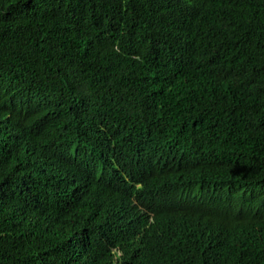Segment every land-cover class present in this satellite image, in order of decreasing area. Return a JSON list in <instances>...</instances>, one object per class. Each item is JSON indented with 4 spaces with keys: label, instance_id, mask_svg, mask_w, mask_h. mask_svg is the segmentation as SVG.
<instances>
[{
    "label": "trees",
    "instance_id": "trees-1",
    "mask_svg": "<svg viewBox=\"0 0 264 264\" xmlns=\"http://www.w3.org/2000/svg\"><path fill=\"white\" fill-rule=\"evenodd\" d=\"M0 264H264V0H0Z\"/></svg>",
    "mask_w": 264,
    "mask_h": 264
}]
</instances>
